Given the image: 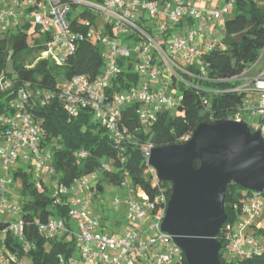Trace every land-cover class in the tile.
<instances>
[{
    "label": "built area",
    "instance_id": "built-area-1",
    "mask_svg": "<svg viewBox=\"0 0 264 264\" xmlns=\"http://www.w3.org/2000/svg\"><path fill=\"white\" fill-rule=\"evenodd\" d=\"M94 1L102 3V6L92 5ZM226 4L224 10L220 11L219 8L198 9L188 0H0V31L18 29L26 21H31L38 26L40 33L51 35L46 54L61 64L74 53L78 41L83 38L80 32L72 30L67 21L70 7L84 5L90 11L95 13L96 10L100 13L114 35L106 34L105 31L90 30L88 36L96 34L103 47V58L106 62L104 72L94 80L78 75L60 83L57 96L64 102L67 113L72 117L78 116L81 109L91 107L95 118L108 130L114 144L120 147L124 141L131 140L129 133L117 124L122 107L134 101L143 102L147 109L141 113V119L146 122L153 118L155 110H171L177 105L178 99L175 100L173 95L166 96L162 91H153L150 87L149 81L156 80L157 75L161 73L155 56L158 55L159 62L180 81L179 64L191 65L197 58L195 38L207 23L226 14L228 4L232 6L233 0ZM146 16L154 20L159 32L158 37L185 18L199 23V27L183 37L168 38V35L162 42H158L157 38L149 33L152 29L143 22ZM85 24L90 26V21L87 20ZM126 35H136L140 40L130 42L127 46H119L118 37L123 38ZM213 45L205 47V51ZM131 56L138 59L135 71L144 79L143 83L131 87L127 95L114 93L111 100H108L104 90L110 81L121 73L117 66L118 59ZM251 85L259 93L256 104L247 106L244 103L241 113L230 120L246 123L252 133L259 132L264 139V69L251 80ZM12 88L11 80L0 78V91L6 92ZM30 98L26 87H21L17 91V98L10 104L15 108L14 114L0 115V217L20 215L17 221L5 222L1 219L0 233L3 237L0 239V264H21L18 255L6 247L5 241L8 237L17 240L24 253L29 250L25 238V224L21 219V207L18 208L9 202L10 197L6 193L16 182L20 184L13 176L18 164L24 169L30 167L38 188L45 184V175L53 178V205L63 202L68 204L67 216L70 221L76 222L79 232L74 233L62 219L54 217H50L45 223L35 220V226L41 234L49 238L71 234L79 247L80 261L84 264H138L141 260L149 264H172L181 250L172 237L162 230L169 199L163 193L150 199L141 188L123 184L122 187L128 188L130 194V198L125 201L130 228L124 235L104 233L98 217L88 211L87 204L94 195L93 187L97 174L86 175L70 185L58 182L50 163L51 154L41 147L43 131L28 112ZM50 99V96L46 95L41 104L44 105ZM242 113L249 115V123L242 118ZM188 139L184 138V142ZM151 148L147 147L145 152ZM80 157L83 158L84 154H80ZM149 172L156 174L152 167ZM154 179H157V176ZM241 202L238 220L234 224L225 222L220 230L225 233V251L229 264H236L237 258H248L261 250L258 241L244 233L248 228H254L256 231L264 229V221L256 222V219L264 215V195L246 191L243 192ZM118 203L120 200L117 199L115 204ZM149 220H152V223L148 231L154 235L144 239V233L137 228ZM71 261L72 259L69 260Z\"/></svg>",
    "mask_w": 264,
    "mask_h": 264
},
{
    "label": "trees",
    "instance_id": "trees-1",
    "mask_svg": "<svg viewBox=\"0 0 264 264\" xmlns=\"http://www.w3.org/2000/svg\"><path fill=\"white\" fill-rule=\"evenodd\" d=\"M232 6L234 13L223 23L220 42L198 53L191 65L179 64L181 94L173 113L157 109L151 120L143 122L141 113L147 109L143 102L134 101L120 109L117 124L131 136V140L124 141L120 147L114 144L108 130L95 118L91 107L81 109L78 116L72 117L57 96L60 83L78 75L94 80L106 68L103 47L96 34L88 36L90 30L95 31L96 17L89 8L80 15L83 22L75 19L70 23L72 30L80 32L83 38L78 41L74 53L61 64L46 54L51 35L40 33L38 26L31 21H26L18 29L0 31V78L13 82L10 91H0V115L14 114L15 108L10 104L17 98V91L26 87L31 95L28 112L43 131L41 147L51 154L50 163L58 182L70 185L96 173L97 186L103 182L123 186L130 180L133 188H141L150 199L160 193L169 199L172 184L150 175L146 148L181 145L199 124L233 119L241 113L247 89L252 86L251 81L250 86H244L242 77L259 61L264 49V0L258 3L233 0ZM87 20L90 26L85 24ZM105 27L106 34L114 35L106 23ZM169 32L162 34L161 38L166 39ZM117 40L119 46H127L140 38L126 35ZM137 62L134 56L118 59L121 73L104 90L108 100L114 93L139 86L140 76L135 71ZM157 66L161 69L163 65L159 62ZM46 95L51 99L42 105ZM193 166L198 168L199 162L194 161ZM13 176L19 180L20 193L26 197L21 207V219L25 224L29 250L24 253L21 244L10 237L5 241L6 247L15 252L20 261L28 256L33 264H60L61 260L62 264H69L76 247L74 238H69V234L49 238L35 226V220L45 223L56 215L70 227L68 204L53 205L51 189L45 185L37 187L30 167H16ZM241 189L233 183L227 185L224 201L226 224H234L239 218ZM217 240L222 245L220 262L229 264L223 231ZM235 263L264 264V248L248 258H237ZM172 264H187L184 254L180 252Z\"/></svg>",
    "mask_w": 264,
    "mask_h": 264
},
{
    "label": "water",
    "instance_id": "water-1",
    "mask_svg": "<svg viewBox=\"0 0 264 264\" xmlns=\"http://www.w3.org/2000/svg\"><path fill=\"white\" fill-rule=\"evenodd\" d=\"M145 157L157 179L172 184L162 230L172 237L187 264H221L217 237L227 220V185L264 194L260 133H252L244 122L202 123L183 144L151 148Z\"/></svg>",
    "mask_w": 264,
    "mask_h": 264
},
{
    "label": "rangeland",
    "instance_id": "rangeland-1",
    "mask_svg": "<svg viewBox=\"0 0 264 264\" xmlns=\"http://www.w3.org/2000/svg\"><path fill=\"white\" fill-rule=\"evenodd\" d=\"M193 2H197V6L199 8H219L220 11H223L225 6L227 5L224 0H192ZM92 5L96 7H101L102 3L98 1H94ZM87 10V7L84 5H74L70 7V14L67 17L68 23H71L73 20L78 19V21L81 23L83 22L82 18L80 17L81 14H83ZM234 13V8L233 6H230L228 4V10L226 14H222L218 20H216L214 23L213 22L207 23L205 25L204 29L206 32L210 31L207 29V27H213L212 31H210L213 34V38L217 39L219 42L222 39L223 36V30H222V24L224 21L231 17ZM95 23L93 24V29L95 32L97 31H104L106 29L105 27V21L103 16L98 13L95 10ZM158 20V19H156ZM196 23V27L198 29L199 23ZM146 26L150 29H152V34L155 36L160 42L159 37H158V30H156V25L154 20L149 19L148 16H146V20L144 22ZM210 24V26H209ZM96 26V27H95ZM173 29V27H171ZM168 38H170L168 36ZM264 69V56L257 61L254 66L251 68L252 73H259ZM143 78L140 77L139 79V85L143 83ZM174 82V84H173ZM150 87L153 91H162L161 93L169 96L173 95L175 100L178 99V96L181 94V87H180V81L171 75L168 69H166L165 66L161 67V73H159L156 77V80H150ZM174 85V86H173ZM154 86H156L154 88ZM154 88V89H153ZM123 95H127V91L123 90L121 92ZM251 91L248 92L247 98H251ZM254 102H257L258 98L254 100ZM171 113H173V110L171 109ZM242 118L249 123V115L248 114H243ZM258 122V118L255 119ZM251 122V121H250ZM23 166L21 164L17 165V168H20ZM26 169V168H25ZM150 175L153 176V178H156L155 172H151ZM45 186L48 189L52 190L53 186V178L50 175H45ZM33 180H35V176L33 175ZM133 185L131 184V181L128 180V187H132ZM20 184L16 182V184L9 189L6 190L7 195L10 197V201L13 205L16 207L20 208L23 206L25 202V198L21 193H20ZM98 190V191H97ZM96 195H93V197L88 200V211H90L92 214H94L96 217H98L101 225H102V230L103 232H108V233H115V234H120L124 235L126 232V226L129 224L127 221V206L125 201L130 198L129 194V189L126 188L124 189L121 185L117 184H110L107 182H103L100 185L97 186L96 183ZM241 192H246L245 190L241 189L239 190ZM94 193V194H95ZM136 197V195H134ZM120 200V203L117 205L115 204L116 200ZM20 215L16 216H4L0 217V222L1 219L3 218L5 222L7 221H17L19 219ZM55 219H57V216H53ZM261 221H264V215L260 217ZM70 228L74 233H78L79 229L77 227V224L75 221L71 220L70 222ZM152 223V220H149L145 222L144 224H141L137 230H140L146 235L143 236L144 239H147L148 237L154 235L153 232L148 231V227ZM250 236V235H249ZM3 235L0 233V239H2ZM73 237L71 234L69 235V238ZM255 241L259 242L260 235L259 234H253L252 236ZM264 241V240H263ZM264 246V242L263 245ZM21 264H33V261L30 257L25 256L21 259ZM69 264H84L82 261H80V251L79 247L76 244L74 253H73V259ZM138 264H149L146 263L145 260L138 261Z\"/></svg>",
    "mask_w": 264,
    "mask_h": 264
},
{
    "label": "crops",
    "instance_id": "crops-1",
    "mask_svg": "<svg viewBox=\"0 0 264 264\" xmlns=\"http://www.w3.org/2000/svg\"><path fill=\"white\" fill-rule=\"evenodd\" d=\"M188 1H190L192 3V5L194 7H196V8H198V9H206V8H199L197 6L198 5L197 2H193L192 0H188ZM212 22L214 23L215 21H212ZM214 25H216V23H214ZM214 25H213V27H214ZM209 26H210V24H209ZM213 27L210 26V27H207V29L210 30V31H212ZM204 29H206V28H204ZM204 29L202 30V32L200 34L197 35V37L194 40V45L197 48L198 53L205 51V47H207L208 45H213V44H216V43L219 42L217 39H214L213 38V34L210 31H207L206 32ZM191 30H197L196 23H195V21L191 20L190 18H185V19H183L181 21L180 26L176 27L175 29H171L170 32H169V34H167V36L170 35L169 36L170 38L172 36H175V37H183V36H185ZM222 30H223V24H222ZM159 40L162 42V38L161 37H159ZM263 56H264V53H262L260 59ZM155 57H156V61H157L156 63H159L158 55H156ZM259 73H252L251 70L248 71L242 77V80L245 82L244 83V86H248L249 85V81H251L253 78L257 77ZM155 87L156 86H154V88ZM250 91L252 92L251 93V96L254 98V100H256L257 98H259V93L256 92L253 89L252 86L247 89V94ZM246 97H247V95H246ZM252 97L246 99L245 104L247 106H253V105L256 104V102L253 101ZM172 110L174 112L175 108H173ZM169 111L171 112V110H169ZM243 114H246V113H242V115ZM127 212H128V209H127ZM260 220L261 219H256V222H258ZM129 228H130V226H129V224H127L126 231ZM138 228L140 229V227H138ZM104 233H108V232H104ZM244 234L247 235V236H249V235L252 236L253 234H259L261 236L260 239H259V242H258L259 243V247H260V249H263L264 248V246H262L263 245V242H264L263 241L264 240V229L262 231H256V230H254V228H248V229L245 230V233ZM144 235H146V233Z\"/></svg>",
    "mask_w": 264,
    "mask_h": 264
}]
</instances>
